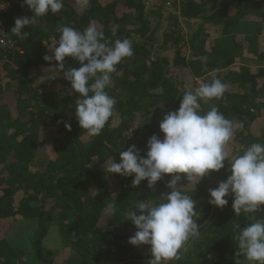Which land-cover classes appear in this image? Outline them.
Wrapping results in <instances>:
<instances>
[{
	"label": "trees",
	"instance_id": "1",
	"mask_svg": "<svg viewBox=\"0 0 264 264\" xmlns=\"http://www.w3.org/2000/svg\"><path fill=\"white\" fill-rule=\"evenodd\" d=\"M159 1L165 7L176 0ZM189 1L182 0V9ZM208 1L214 2L208 10L200 6L192 16L199 19L192 36L187 41L172 40V56L155 58L147 48L153 41L145 18L147 0H111L106 6L91 0L84 11L76 0H65L60 13L49 12L27 26L28 37L23 40L11 28L16 18L32 15L27 6L22 0H11L12 8L0 11V21L12 23L8 28L12 46L0 48V81L6 82L0 83V264H28L22 249L14 245L17 233L32 249L29 264H148L149 246L128 243L136 229L126 220L127 210L136 201L155 200L170 191L166 187L170 177L157 182L154 189L147 187V181L133 187V177L107 174L105 165L112 158L119 162L120 151L131 145L143 156L148 138L162 137L158 125L163 116L178 109L186 86L194 89L197 79H220L228 86L222 98L202 104V110L214 104L227 118L243 125L230 145L240 152L253 142H264V124L259 134L253 126L256 117L264 116V25L256 38L248 39L240 32L241 21L252 8L261 10L264 24V0ZM130 15H135L132 29L124 24L130 22ZM90 22L110 40L131 39L134 52L113 74L107 91L116 101L114 114L94 138L76 120L79 94L71 89L63 71H49L55 61L43 60L52 54L49 46L57 42L62 26L83 30ZM114 25L118 26L115 36ZM187 45L197 50L190 60L185 54ZM64 64L65 70L79 67L71 58ZM52 75L55 79L49 78ZM5 93L14 98L16 108L14 102L1 103ZM13 107L18 117H12ZM65 123L71 125L70 131ZM224 163V169L203 178L194 191L189 189L193 200L226 179L230 165ZM186 183L181 180L177 187ZM195 210L201 235L189 241L180 257H193V264H235L236 225L242 229L248 220L236 217L229 203L216 208L207 200ZM53 226L69 252L63 257L42 246ZM107 251L110 255L105 257Z\"/></svg>",
	"mask_w": 264,
	"mask_h": 264
},
{
	"label": "clouds",
	"instance_id": "2",
	"mask_svg": "<svg viewBox=\"0 0 264 264\" xmlns=\"http://www.w3.org/2000/svg\"><path fill=\"white\" fill-rule=\"evenodd\" d=\"M22 4L32 15L16 18L11 28V33L21 40L28 37L24 31L27 26L49 12L60 13L65 0H22ZM76 4L84 11L91 0H76ZM6 7L0 2V11ZM117 27L113 26V36ZM49 47L52 54L44 55L43 60L56 62L49 71H63L71 89L79 94L75 104L79 127L90 138L99 136L113 116L116 104L107 89L117 66L133 56V41L110 40L95 22H90L83 30L62 26L57 42ZM66 58L73 59L79 67L65 70ZM49 78L55 79V75ZM227 87L220 79L200 81L194 89L186 86L178 109L167 112L159 122L162 137L150 136L143 156L136 145H131L120 151L119 162L112 158L105 165L107 174L133 177V187L147 181V187L154 189L157 182L170 177L166 183L170 191L155 200L136 201L127 210L126 220L136 229L128 243L134 247L149 246L148 264H170L180 258L189 241L199 239L196 201L189 195V189L194 191L203 178L224 169L225 161L230 165L229 174L214 189H209L208 204L223 208L229 203L227 198H232L236 217L244 216L251 221L242 229L239 223L236 225L235 264H264V217L254 219L264 205V142H253L230 155V142L243 125L227 118L214 104L207 111L202 110V104L222 98ZM64 127L71 130L69 123ZM181 180L186 185L177 187ZM110 207L114 212L115 203Z\"/></svg>",
	"mask_w": 264,
	"mask_h": 264
},
{
	"label": "rangeland",
	"instance_id": "3",
	"mask_svg": "<svg viewBox=\"0 0 264 264\" xmlns=\"http://www.w3.org/2000/svg\"><path fill=\"white\" fill-rule=\"evenodd\" d=\"M111 2V0H108ZM3 3L7 5V7L3 10L4 12H8L12 8V2L11 0H3ZM214 2H210L208 0L205 1H200L198 0H190L187 5L185 6V10L182 9L184 5H182V0H176L173 1V4L170 2V6L165 4V7L159 0H147L146 5H145V18L150 24L152 36H153V41L147 45V48L150 51L151 58L155 57H169L172 56L173 54V49H172V40H183L187 41L189 37L192 36L194 31L197 28L198 20L197 18H193L196 14V9L200 6H202L203 9L208 10V8L213 4ZM109 4V3H108ZM204 4V5H203ZM107 5V4H106ZM105 5V6H106ZM262 7H264V2L262 1ZM185 14V16H184ZM135 15H130L129 20L130 22H125V27L132 29L133 26L132 24V18H134ZM12 23H8L7 25L3 24L0 21V48H7L8 45V38H11L10 33L8 32V28H11L9 25ZM263 19L261 15V10L258 8H252L250 10V13L248 16H246L242 21H241V27L240 29L241 34L246 36L248 39L256 38L257 36L260 35L263 27ZM134 30H137L136 27H134ZM171 36V38H169ZM166 38L167 43L165 44L164 39ZM4 39V42L3 40ZM7 42V43H6ZM199 45V41L196 42V46ZM186 58L187 59H193V54L197 52V50H192L190 49V45H187L186 48ZM260 58V57H259ZM203 61L205 58H202ZM247 59V58H246ZM249 60V59H248ZM250 61V60H249ZM251 62V61H250ZM246 64V63H245ZM253 64V63H252ZM260 64L258 63L259 66ZM255 67V66H253ZM4 81V80H3ZM2 80L0 83L4 85L6 82H3ZM196 82H200V79H197ZM15 85V84H14ZM262 100H264L262 98ZM14 102V106L16 108L15 100L13 97H8V94H3L2 96V102L4 104H12ZM14 107L11 109V114L12 117H18L16 109ZM264 124V116H258L255 118V122H253L254 128H260ZM261 129L257 130V134ZM256 131V130H255ZM229 152L230 155L238 153L237 147L234 145H229ZM228 162V161H227ZM229 164V163H228ZM215 184V183H214ZM212 184V186L214 185ZM198 197L195 198L194 200L196 201V206L199 204L203 203L204 201L208 200L209 195H197ZM229 204H232V198L228 197ZM204 208V207H202ZM200 217V216H199ZM264 217V205L261 206V211L255 214L254 219L258 220ZM251 221H248L250 223ZM19 233L14 234V245L18 246L20 249L25 254L26 257V262L29 264V262H33L32 260V249L30 245L26 247L27 243L24 239V237H18ZM43 248L47 251L53 252L57 257H63L62 255L65 256V254L69 253L68 250L65 248L63 243L61 242V239L59 237V234L55 228V226L50 227L48 231V235L46 238L43 239ZM110 253L109 251L104 253V256L107 257L109 256ZM184 256L180 257L179 260L180 262H185V264H193L194 260L193 257H186L185 259L183 258ZM175 261V260H173ZM30 263V264H31ZM57 263V262H56ZM55 263V264H56ZM62 264L61 261H58L57 264Z\"/></svg>",
	"mask_w": 264,
	"mask_h": 264
},
{
	"label": "built area",
	"instance_id": "4",
	"mask_svg": "<svg viewBox=\"0 0 264 264\" xmlns=\"http://www.w3.org/2000/svg\"><path fill=\"white\" fill-rule=\"evenodd\" d=\"M98 1V3L101 5V6H105L106 4H108V3H110V1H108V0H97ZM0 2H3V0H0ZM168 6H170V3H166ZM1 40H3V42H4V39H1ZM8 45H7V47H11L12 46V41H11V38H8ZM7 43V42H6Z\"/></svg>",
	"mask_w": 264,
	"mask_h": 264
}]
</instances>
